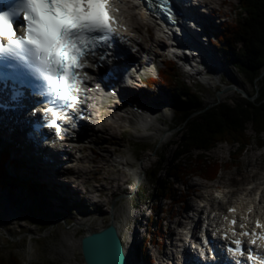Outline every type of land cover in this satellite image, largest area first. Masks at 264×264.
<instances>
[{
  "label": "rangeland",
  "instance_id": "1",
  "mask_svg": "<svg viewBox=\"0 0 264 264\" xmlns=\"http://www.w3.org/2000/svg\"><path fill=\"white\" fill-rule=\"evenodd\" d=\"M237 7V0H227L226 3H222L221 5L211 4L204 8L206 11V14L203 16L204 24L208 26V34L214 41L210 46L214 49L218 59L221 61V70L218 72L220 74L218 78H220L217 81L210 77V74L189 75L186 70L176 65L178 69L177 72L181 75L186 86L190 87L191 90L198 95L199 102L206 108L215 106L217 103L221 102L232 104L240 98H247L246 96H249V94H251V96H249L251 100L258 99V93L254 92L253 88H251V86L237 73L238 71L229 64L221 48L216 44L217 41L213 35L214 32L217 33L221 31L223 25H227L228 23L231 24L234 21L237 15ZM214 9L216 11H214ZM217 9H219L220 12H217ZM140 27L137 38H139L141 44L145 48H151L152 50H140L139 53L134 54V64L137 61H145L149 57L154 56L155 62L148 68H145L146 66L144 67L141 62L140 64L144 68V74L142 73L143 76L149 75L152 78H157L158 71L161 70L163 61L170 58V55H168V47L165 46L164 43L152 41V38L155 37V33L145 29L144 25ZM139 70L136 74L137 79L138 76L142 78V74L140 75L142 69ZM202 76H209L210 78L204 80L201 78ZM134 84L137 87L136 92H138L139 95L142 94V91L155 94L153 97L154 106L158 109L157 113L161 118V122L156 123V127H153L151 136L141 137L139 136L140 133L138 130H130L127 127L126 120L111 119L114 126L123 125L117 131L116 140L113 143H108L110 149H119V152L110 156L109 152L105 153L98 145L91 144V146L101 154H107L110 162L114 165L116 164L114 160L120 159L121 157L122 159L131 161L138 167V175L136 178L128 180L124 172L116 170L117 167L104 164L103 171L99 173V176H104L105 169H109V175L116 181L110 184L104 183L107 189L102 195L99 192L91 191L87 196V204H84V199L75 193L67 196V198L64 199L65 201L61 200V194H59V192L58 195L54 196L47 189V186L34 179L32 180L30 177H27L28 175L26 174H21L19 169H13L11 166L12 164L7 163L5 166L7 168L8 179H6L5 183H0V201L4 203V206H0V256H7L8 253H13L20 259L22 264H31L34 262L43 264H85L80 253L79 239L85 234L87 228L91 231H98L109 225L114 215L119 223L121 242L124 248L128 250L131 240L130 232L132 229L133 217L137 212L143 214L140 220L143 225H139L138 227H141L142 229H139L144 231V234L140 235L143 245H140L143 247L144 245L146 246L145 253L149 254V250L155 249L156 247L153 241H151V244L145 243V241L143 243L144 238L148 239L151 236L148 230H146V226H148L146 223V216L149 213L155 214V218L160 221L162 226L161 233H158L160 235L157 236L161 237L159 242H163L167 238L172 237V234L167 232V229L173 226V221L169 222V220L176 218V213H178V211L184 213L183 208L179 207V204H175V199H177L180 194L179 189L183 193L187 186L192 185L195 181L197 182V178L196 176L187 177V185H185L186 183L182 185L181 182H176L173 185L167 186L163 184L165 187L164 190H166L171 197L170 199L160 197L154 193L155 186L149 177L150 170L155 169L162 154H164V163L166 161H168V163L171 161V158L175 154V148L172 143L178 140L179 131L184 127L180 126L171 129L176 119V107L174 101L171 100L169 87H164L159 82L149 87H144L139 81L134 82ZM229 86L242 90L245 95H242L239 90L233 91V88H228ZM114 101L117 100L113 97L107 98L105 104L108 106ZM201 112L202 109L198 108L193 110L190 116H195ZM245 133L251 137L250 144L246 146L241 157L238 158L237 163L230 168L224 167L223 170L221 169L216 179L211 183L205 182L206 185L210 184L212 187L215 186L218 190L223 188V186H229L233 189L239 187L241 189L245 186L244 184L249 181L250 175L252 172L254 173L256 168L258 170V177H264V148L257 145L250 125L247 126ZM77 137V135L73 136L70 144L84 141V139H79L77 141ZM141 147H146L147 150L142 152L139 150ZM233 151V148L229 147L226 143H219L215 148L208 151L206 156L211 160L219 161L224 166V163L231 160V153ZM195 153L196 152L192 153L190 157L193 158ZM72 154L76 157L80 152L75 150ZM89 154H91V150ZM253 158H255L256 161L254 165L255 168L252 163ZM181 161H183L184 164H188L189 162L184 158H182ZM77 164L82 163H70L72 168L77 167ZM83 165L93 168V164L89 162H84ZM118 167L121 168L122 165H118ZM160 168H162V166ZM14 176H18L20 179ZM73 177L74 176H72V178ZM87 177V174L82 173V179ZM163 177L162 170H160L159 179ZM64 178L66 177L64 176ZM27 179V182L32 185L31 187L26 186ZM170 181L173 182L171 179ZM100 182L101 181L95 178H90V182L86 184V187L91 188L93 185L97 186ZM118 183L121 184V187L114 192V186ZM80 187L84 189L82 185H80ZM59 188L63 193H67V190H63L61 186H59ZM70 188L73 190L72 187ZM204 191L205 190L200 188L198 193L204 194ZM226 191L227 190H224V192ZM144 192H147L148 196H144ZM98 201L101 204L97 203ZM191 202H193L191 198H188L185 200L184 204ZM153 205L159 206V212L153 211ZM136 206H138V210L135 208ZM184 216H187L186 213H184ZM179 221L180 225L183 226L185 219L180 217ZM50 222L52 223L49 227L39 234L42 226ZM136 253L140 264H145L144 258L142 255H139L138 249Z\"/></svg>",
  "mask_w": 264,
  "mask_h": 264
},
{
  "label": "snow or ice",
  "instance_id": "2",
  "mask_svg": "<svg viewBox=\"0 0 264 264\" xmlns=\"http://www.w3.org/2000/svg\"><path fill=\"white\" fill-rule=\"evenodd\" d=\"M153 2L172 19L170 0ZM116 3L118 0H0V79L5 70L18 66L37 80L39 85L30 91L46 102L42 109L48 116L45 126L54 128L57 135L61 132L58 122L66 120L72 114L69 110L74 112L79 103L82 82L93 80L81 70L95 69L99 62L108 59L110 53L99 51L100 48L111 49L113 38L120 37L119 29L124 25L113 15L119 12ZM145 6L148 7L147 2ZM7 86L5 80L3 87ZM25 91L12 85L13 96L24 95ZM235 223V219L229 221L230 225ZM256 228L261 230L259 239L264 241V224L260 220L256 221ZM241 235L249 233L244 231ZM251 235L257 236L256 231ZM247 243V264H253L260 253L253 255L251 246L256 244L255 239ZM225 247L237 257L244 256L240 239L231 240ZM236 264L245 261L237 260ZM259 264H264V256H260Z\"/></svg>",
  "mask_w": 264,
  "mask_h": 264
},
{
  "label": "trees",
  "instance_id": "3",
  "mask_svg": "<svg viewBox=\"0 0 264 264\" xmlns=\"http://www.w3.org/2000/svg\"><path fill=\"white\" fill-rule=\"evenodd\" d=\"M237 3L234 21L223 25L221 31L213 35L229 64L238 71L237 73L254 92L258 93V99L240 98L232 104L221 102L206 108L199 102L198 95L186 86L172 60L163 61L157 79L149 80L152 83L150 86L159 82L162 86L170 88L169 94L176 107V119L171 129L180 126L184 128L179 131L178 140L172 143L175 154L171 161L164 163L162 154L155 169L150 170L149 177L154 181V193L159 196L165 193L164 181L159 180L155 174L159 165L166 167L165 171L171 178L186 180L190 173L197 172L214 179L222 163L209 159L206 153L217 144L226 143L234 151L231 153V160L224 163V166L228 168L235 165L246 146L250 144L251 137L245 133L248 125L252 128L257 145L264 148V0H237ZM198 108L202 109V112L191 117L193 110ZM139 150L143 152L147 148L141 147ZM194 152L195 156L191 158ZM182 158L187 159L188 164H184ZM4 164L5 156H0V183H5L8 179ZM26 186L32 185L27 183ZM165 195L170 197L168 192ZM144 196H148L147 192H144ZM153 209L158 212L157 205H153ZM146 222L148 231L156 234L160 230L159 226L152 228L156 223L154 214L150 213ZM51 223L42 226L39 234ZM141 252L143 258L149 261V257L144 255L145 250ZM0 264L22 262L15 254L8 253L7 256H0Z\"/></svg>",
  "mask_w": 264,
  "mask_h": 264
},
{
  "label": "bare ground",
  "instance_id": "4",
  "mask_svg": "<svg viewBox=\"0 0 264 264\" xmlns=\"http://www.w3.org/2000/svg\"><path fill=\"white\" fill-rule=\"evenodd\" d=\"M201 1L205 6L207 5L209 6L211 4L221 5L222 3H226L227 0H201ZM120 2H121V7L123 9V17L130 26L129 28V32L131 33L130 36L137 40V33L139 32V28H141L140 26L144 25L142 21L143 16L134 13L135 7L131 5L129 0H120ZM214 11L216 10L214 9ZM195 12H196L195 14L196 18L197 16H200V14H197L196 10ZM217 12H220L219 9H217ZM202 18L204 21V17H201V19ZM207 25H211V24H207ZM208 29H209L208 26H206V28L203 31H207ZM152 41L154 42L158 41L164 43L162 40L158 39L157 37L152 38ZM137 46L140 50L143 51L152 50L151 48H145L141 44V42L138 43V41H137ZM206 53H207L206 57H203V59L199 58L200 61L195 60L194 57L186 58L190 63L189 66L190 68L188 70L186 69L185 70L189 75L210 74V77L214 78V80L217 81L220 78V77L218 78V76H220L218 72L221 70V66H220L221 61L218 59L217 54L210 45L207 47ZM188 54L193 55V53L190 52H188ZM131 56L133 59V55ZM205 59L207 60V62L206 61L203 62V60ZM140 62L144 67L145 66L149 67L154 63L153 59L150 61L145 60ZM140 62L138 61L139 64ZM210 77L202 76L201 78L206 80ZM131 78H132L131 79L132 84L138 81L136 75L133 73H131ZM120 81H121L120 91L119 93L116 94V96H114L113 94L109 95L106 91L103 93L100 90V88H97L95 86L96 84L94 83H89L85 85L86 89H88L89 96L87 97V99H84V102L82 103L81 106L84 109L83 111L85 112V116L87 117L86 121L79 120L78 129L75 130V132L71 136L68 135L66 136V138H64V140H69L68 145H66L64 152L67 155L69 162H79L82 164H77L78 166L74 168L65 167L64 170H62L60 168L64 163L62 157L60 156L58 157L55 154H49L46 152L43 153L44 155L43 154L33 155L31 152L32 151L31 143L30 142L27 143L26 141H23L24 139L22 140L21 138L22 134L19 133L18 129H16L13 123L6 122L5 125L0 127V151L4 152V154L0 156H5L4 166L7 163L12 164L11 166L13 167V169L17 168L20 170L21 174L22 173L26 174L28 175L27 177H30L32 180L34 179L37 182H40L41 184L47 186V189L54 196L58 195L59 192V194H61L60 196L61 200H64L67 198V196L75 193L76 195L81 196L84 199L83 201L84 204H87V199H88L87 196L91 191L99 192L101 193V195L104 194L107 189L104 183L110 184L116 180L114 178H111L112 176L109 175L110 172L109 169H105L104 176L102 177L99 176V173L103 171L102 170L104 168L103 165L106 164L109 166L111 165V167L113 166L117 167L116 168L117 171L123 172V168L125 164L128 165L131 161H127L126 159H122L121 157L120 159L114 160V162L116 163L114 165L110 162L109 156L107 154L105 155L101 154L100 152H98V150H96L93 146H91V144L98 145V147L105 153L109 152L110 156L115 154L116 152H119V149H114V150L110 149L108 147V143L110 142L113 143L116 140L117 131L123 125L121 124L114 126L111 119L125 120L124 119L125 114L127 118H131V117L133 118V119H129V121H130V125L136 130H137L136 127L138 125L139 126L155 125L156 127V123L161 122V118L157 119L158 109L154 106L153 97L155 94L154 93L149 94L150 92L142 91V94L139 95V93L136 92L137 87L135 86V84L132 85V84H128V82H122L123 81L122 79H120ZM231 88H233L232 89L233 91L238 90L234 87ZM111 96H113V98H116L118 96L117 98L119 99V101H114L112 103L110 102L111 104L107 106V104H105V101L108 97ZM130 99H135L140 104H142L139 109L137 108L138 110L136 109V112H133L132 108L128 106ZM76 135L78 136L77 141L79 139H84V141H81V143L70 144V141L72 140L73 136ZM75 150L80 152V154L77 155L76 157H74V155L72 154ZM90 150H91V154H89ZM252 161H253L252 163L255 165L256 163L255 158H253ZM84 162H89L93 164V168H89V166L83 165ZM118 165L119 166L122 165V167L119 168ZM137 168L138 167L136 166V169ZM82 173L87 174L88 177L82 179ZM65 174L71 176L66 175V178H64L63 176ZM137 175H138V171L136 170L134 176ZM72 176L74 177L72 178ZM14 177L20 179L18 176H14ZM90 178H95L101 182L97 186L93 185L91 186V188H87L86 184L90 182ZM27 181L28 179L26 180V182ZM251 182L253 183V179ZM194 184L195 183H193L192 185ZM80 185H82L84 189H82ZM120 185L121 184L119 183L116 184L114 186L113 191L116 192L118 189H120L121 187ZM255 185L258 184L255 183ZM59 186H61L63 190H67V193H63V191L59 188ZM70 187H72L73 190H71ZM97 203L100 202L98 201ZM0 206H4V203L2 201H0ZM110 222L113 223L114 226L117 228L118 234L120 236L119 223L114 215ZM86 232L87 233L91 232V230L87 228V231H85V233ZM135 249H136L135 245H133V241H131L128 250L127 249L124 250L128 264H140L139 260L137 259V255H136L137 253Z\"/></svg>",
  "mask_w": 264,
  "mask_h": 264
},
{
  "label": "water",
  "instance_id": "5",
  "mask_svg": "<svg viewBox=\"0 0 264 264\" xmlns=\"http://www.w3.org/2000/svg\"><path fill=\"white\" fill-rule=\"evenodd\" d=\"M239 91L245 95L242 90ZM120 239L117 228L111 222L98 231L86 232L79 239L80 253L85 264H128Z\"/></svg>",
  "mask_w": 264,
  "mask_h": 264
}]
</instances>
